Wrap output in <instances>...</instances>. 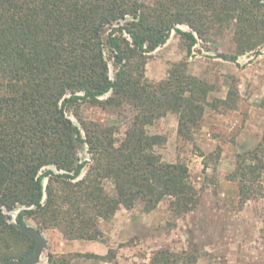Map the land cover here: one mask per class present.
<instances>
[{
    "label": "trees",
    "instance_id": "obj_1",
    "mask_svg": "<svg viewBox=\"0 0 264 264\" xmlns=\"http://www.w3.org/2000/svg\"><path fill=\"white\" fill-rule=\"evenodd\" d=\"M225 30L233 32L232 61L259 54L264 0H0V264L27 258L35 246L9 212L16 211L18 225L31 218L38 230L102 241L100 222L121 207L141 202L151 211L167 199L169 209L182 215L195 206L187 166L162 161L154 147L164 138L146 127L172 113L177 134L191 140L206 106L233 108L237 92L209 102L211 86L187 73L184 62L174 63L158 82L147 80L144 67L172 31L190 52L198 39ZM83 102L129 105L134 113L123 137L115 125L93 121H81L82 134L66 112L79 117ZM84 145L90 161L79 158ZM263 170L257 150L237 154L230 179L243 200L256 193ZM185 259L195 260L160 249L151 263ZM60 264L69 263L62 258Z\"/></svg>",
    "mask_w": 264,
    "mask_h": 264
},
{
    "label": "rangeland",
    "instance_id": "obj_2",
    "mask_svg": "<svg viewBox=\"0 0 264 264\" xmlns=\"http://www.w3.org/2000/svg\"><path fill=\"white\" fill-rule=\"evenodd\" d=\"M179 28L188 30L186 25ZM186 44L172 31L166 43L147 56V80L158 82L174 63L184 62L187 73L211 86L209 102L224 99L230 89L237 92L233 108L206 106L191 140L177 134V116L172 113L146 127L149 134L164 138L154 147L162 161L187 166L195 206L182 215L169 209L167 199L151 211H145L141 202L130 209L121 207L109 221L100 222L102 241L70 240L56 228L41 229L46 246L37 264H60L62 258L69 264H152V255L160 249L195 259L179 264H264V170L255 184L256 193L248 199L241 198L238 182L230 179L237 154L257 150L264 161V44L259 54L237 55L235 61L231 60L236 54L232 30L198 39L190 52ZM114 74L115 67L109 63V77ZM133 113L127 104L100 107L83 102L79 117L70 110L66 115L82 134L81 121H93L115 125L116 136L122 138ZM79 158L90 161L86 145L79 150ZM7 214L13 221L16 211ZM25 223L38 229L31 218Z\"/></svg>",
    "mask_w": 264,
    "mask_h": 264
},
{
    "label": "water",
    "instance_id": "obj_3",
    "mask_svg": "<svg viewBox=\"0 0 264 264\" xmlns=\"http://www.w3.org/2000/svg\"><path fill=\"white\" fill-rule=\"evenodd\" d=\"M230 57H228L229 59ZM18 230L29 236L34 240L35 246L32 254L24 259H11L1 264H37L40 261V255L42 251L45 249L46 240L42 232H40L37 228L31 227L28 225H18L13 220L12 221Z\"/></svg>",
    "mask_w": 264,
    "mask_h": 264
}]
</instances>
